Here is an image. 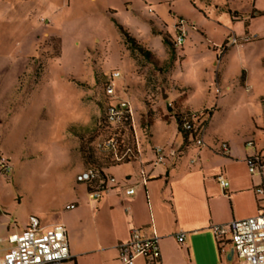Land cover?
<instances>
[{
  "label": "rangeland",
  "instance_id": "1",
  "mask_svg": "<svg viewBox=\"0 0 264 264\" xmlns=\"http://www.w3.org/2000/svg\"><path fill=\"white\" fill-rule=\"evenodd\" d=\"M227 1L240 12L248 8L246 0H0V156L12 167L0 172V209L18 225L34 211L53 221L52 212L71 198L73 175L96 166L86 156L101 163L93 144L101 132V81L112 72L120 75L115 94L130 105L140 149L172 143L182 100L208 113L218 106L216 131L244 126L238 96L224 92L215 102V69L199 59L211 45L194 28L206 26L220 39L197 7L228 21ZM181 22L185 36L174 48L164 38L171 42ZM118 25L150 56L133 48ZM218 76L223 88L241 71L230 61ZM6 224L0 216V236Z\"/></svg>",
  "mask_w": 264,
  "mask_h": 264
},
{
  "label": "crops",
  "instance_id": "2",
  "mask_svg": "<svg viewBox=\"0 0 264 264\" xmlns=\"http://www.w3.org/2000/svg\"><path fill=\"white\" fill-rule=\"evenodd\" d=\"M246 1L245 12L227 1L228 21L220 14L211 15L208 7L206 10L197 7L202 20L223 33L220 39H214L206 26L194 25L196 32L211 45L199 59L208 61L210 68L215 69V85L219 90L215 93V102L218 104L227 96L217 100L224 92L238 96L247 114L245 125L232 127L227 134L212 129L220 110L214 106V111L209 113L206 126L209 134L204 135V145L191 144L183 148L175 121L172 143L165 140L160 144L176 150L177 155L159 165L153 164V149L160 144L140 149L135 141L137 156L134 159L102 168L114 182H106L108 190L96 201L89 198L84 183L76 182V176L88 169L78 171L72 177L71 198L52 212L56 213L53 221L43 222L37 211L30 214L42 226L64 227L70 255L65 264H118L117 245L128 241L133 229L139 230L143 237L158 238L160 259L156 264H240L229 243L221 250L209 227L264 211V195L255 193L259 187L264 190V168L250 173L245 163L248 156L264 153V0ZM188 34L191 36L189 32L186 36ZM231 37L239 40V44L234 45V53V46L225 47ZM244 38L247 42L241 41ZM230 61L240 69L241 76L222 88L218 70L226 68ZM251 74L254 77L251 78ZM160 95L162 99L168 98L162 91ZM179 106V112L208 111L206 106L192 108L183 100ZM132 134L134 139L133 127ZM247 141H252L253 147L246 146ZM220 143L227 145V153H221ZM218 176L228 182L227 187L219 186ZM132 187L134 194L126 195L125 190ZM69 205L74 208L67 209ZM0 216H4L7 223L3 225L4 235L0 236L2 254L8 246L4 239L26 228L28 218L18 225L6 211L0 209ZM181 233L184 239L178 243L176 238ZM134 264L149 263L138 257Z\"/></svg>",
  "mask_w": 264,
  "mask_h": 264
},
{
  "label": "built area",
  "instance_id": "3",
  "mask_svg": "<svg viewBox=\"0 0 264 264\" xmlns=\"http://www.w3.org/2000/svg\"><path fill=\"white\" fill-rule=\"evenodd\" d=\"M182 22L178 27L174 26L175 38L171 40L174 48L181 46L184 39L182 31ZM247 42V39H241ZM239 40L235 37L229 38L225 47L238 45ZM120 77L118 72H112L105 82L101 85L103 97L105 99L104 118L108 125L109 133L107 136L99 137L93 144L98 152L112 153L116 161L123 159H134L137 156V147L134 140L132 147L123 145L121 136L118 131L123 126L127 117H131L130 105L127 100L119 99L115 94V80ZM218 94L219 90L216 89ZM207 117V118H206ZM209 113L207 111H189L183 114L182 128L192 131L194 134L191 144L196 147L204 145V135L208 124ZM264 133V128H263ZM252 141H247L246 146L253 147ZM221 153L228 152L225 143L219 144ZM121 148L124 149L121 151ZM153 164H164L167 159L175 157L177 151L166 149L162 146H156L153 149ZM248 171L255 173L264 168V153L259 152L248 156L245 159ZM12 171L9 159L3 155L0 156V172L8 175ZM98 178L95 171L87 170L76 176V182L87 183ZM114 182V179L105 175V179L99 180L98 186L88 193L91 200L96 201L101 198L106 182ZM217 183L222 188L228 186V182L222 177L216 178ZM255 193L263 196L264 190L259 187ZM126 195H133L134 188L125 190ZM67 209H73L74 205H69ZM214 240L220 245L222 250L224 244L229 243L236 253L240 264H264V211L257 215L244 218L234 219L226 224H213L209 227ZM177 242L182 243L184 234L177 236ZM7 248L0 254V264H65L69 258L68 243L66 231L61 225L42 226L39 220L34 216H29L28 225L22 231L8 235L4 239ZM3 239L0 237V243ZM142 257L149 264H156L160 259V249L158 238L156 236L143 237L139 230L133 229L130 232L128 241L117 245L118 264H134L135 259Z\"/></svg>",
  "mask_w": 264,
  "mask_h": 264
},
{
  "label": "trees",
  "instance_id": "4",
  "mask_svg": "<svg viewBox=\"0 0 264 264\" xmlns=\"http://www.w3.org/2000/svg\"><path fill=\"white\" fill-rule=\"evenodd\" d=\"M118 28L120 30V32L122 33V35L124 36L125 40L129 43H131V46H133V48H135L139 53H141L143 56H150V53L146 50H144L143 48L138 47L134 40L132 38H130V36L128 35V33L126 31H124L119 25ZM165 41L170 44V46H173L171 42H169L166 38H164ZM105 82V79H103L101 81V85ZM105 99L103 98V101H101V105L103 107V116H102V121L100 122V128H101V132L99 134V136L94 140V142L99 138V137H103V136H107V134L109 133V128L108 125L105 122V118H104V105H105ZM185 112H176L174 114V118L176 121V125H177V132L180 135V137L182 138V146L181 147H187L188 145H191V143L193 142V138H194V134L192 133V131H187L184 130L182 128V118H183V114ZM127 133V134H126ZM119 136H121L122 141H123V145L125 147H132V144H134V139H133V134H132V126H131V117L128 116L126 121H124L123 126H121V128L118 131ZM126 135L129 139H126ZM131 135V136H130ZM93 149L96 151V149L93 147ZM85 146L81 145V152L82 154L86 155L85 152ZM124 149L121 148V151H123ZM97 152V151H96ZM102 155L101 158V163L98 162L96 159H94L93 155L90 156H86V160L87 163H93V165L96 166H91L88 168V170H92L95 171L98 174V178L94 181L91 182H87L84 183L86 185V190L89 193L90 191H93L99 183V180H103L105 179V173L102 171V168H107L113 165H117L120 164L122 162H129L130 159H123L121 161H116L113 158V154L112 153H106V152H99ZM91 163V164H92Z\"/></svg>",
  "mask_w": 264,
  "mask_h": 264
}]
</instances>
